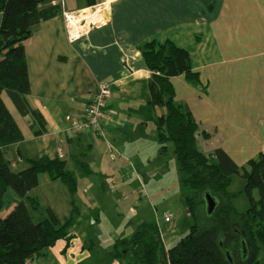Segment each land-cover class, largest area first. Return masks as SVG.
<instances>
[{
	"label": "crops",
	"instance_id": "obj_1",
	"mask_svg": "<svg viewBox=\"0 0 264 264\" xmlns=\"http://www.w3.org/2000/svg\"><path fill=\"white\" fill-rule=\"evenodd\" d=\"M95 1L93 6L88 0L78 1L71 10L64 0L49 1L50 6H61L63 13L105 5V19L73 41L64 15L36 26L25 45L30 79L26 99L33 114L22 116L15 105V116L10 110L24 134L15 147L19 157L22 152L20 161L61 158L78 180L73 199L67 188L61 191L68 200V217L72 201L79 210L72 228L77 240L67 252L65 242H58L45 257L58 264H105L115 242L125 235L116 234L113 220L104 223L102 216L116 215L119 220L133 200L140 210L134 207L132 212L150 208L153 214L138 224L128 222L124 230L153 221L166 250L180 238L173 216L164 212V217L172 216L170 223L160 217L159 206L153 204L155 191L146 190L140 179L141 171L147 181L165 179L171 189L161 199L169 204L180 194L176 163L172 166L173 160L159 155L154 120L165 110L158 108L152 115L145 110L152 72L141 47L148 41L169 39L189 51L193 70L207 87L202 92L187 85L183 76L174 79L177 102L191 111L200 133L209 135L204 140L211 147L202 152L224 149L235 161L236 151L256 140L254 132L264 136L259 129L264 126V0ZM208 3L212 7L206 9ZM103 82L113 85L112 119L97 133H73L71 127L83 116L88 95L97 93ZM247 109L252 110L250 118ZM229 110H239L241 118L233 120ZM217 131L228 135L226 145L212 141ZM15 154H10L13 166L20 162ZM78 158L87 168L77 166ZM136 178L139 187L128 191L126 184ZM112 182L123 185L118 190ZM122 226L116 227L122 231Z\"/></svg>",
	"mask_w": 264,
	"mask_h": 264
},
{
	"label": "trees",
	"instance_id": "obj_2",
	"mask_svg": "<svg viewBox=\"0 0 264 264\" xmlns=\"http://www.w3.org/2000/svg\"><path fill=\"white\" fill-rule=\"evenodd\" d=\"M49 1L0 0V264L34 263L45 259L48 250L58 242H65L63 251L67 252L77 240L72 228L79 210L73 201L72 212L63 226L51 209L47 210L48 217L36 222L32 212L40 211L41 202L38 197L30 196L39 187L40 176L47 175L52 182L65 185L73 199L78 190L76 175L67 170V163L61 158L28 159L27 169L14 170L10 154L17 153L15 147L24 141V134L3 99L7 93L22 116L33 114L26 99L30 94V79L25 45L36 26L63 15L61 6H50ZM88 1L90 6L96 5L95 0ZM141 50L152 72L145 110L152 115L158 108L165 109L154 120L159 155L167 157L168 145H173L180 193L193 222L190 232L167 250L157 223H143L133 235L117 240L108 255L110 259L103 262L242 264L240 259L251 254L245 264H256L258 250L264 247V149L257 159L242 166L250 208L238 212L233 204L237 194L228 189L232 175L240 173V166L224 149L211 154L201 152L197 145L200 126L188 107L176 100L174 79L177 77L183 76L194 89L207 91L200 73L193 70L189 51L169 39L164 42L153 39ZM203 136L209 138L208 134ZM76 162L79 168H87L83 159ZM254 191L258 193L257 199ZM207 195L216 201L212 214L207 212ZM11 200L15 203L13 210L2 217L1 212Z\"/></svg>",
	"mask_w": 264,
	"mask_h": 264
},
{
	"label": "rangeland",
	"instance_id": "obj_3",
	"mask_svg": "<svg viewBox=\"0 0 264 264\" xmlns=\"http://www.w3.org/2000/svg\"><path fill=\"white\" fill-rule=\"evenodd\" d=\"M81 0H64L67 4V9L71 10V8L75 7L77 2ZM104 7L103 9H107V6H102ZM66 8V7H65ZM205 8L209 9L207 4H205ZM95 9H91V11H94ZM100 22H98L99 24ZM102 23V22H101ZM93 27V26H92ZM86 32L85 30H81V33ZM3 99L9 108V110L12 111V113L15 116V110H14V104L11 101L10 97L8 96L7 93L3 94ZM165 110L164 108H161ZM249 113H245L250 116V113H252L251 109H247ZM228 115L235 121H238V119L241 118L242 114L239 110H229ZM18 121L21 122L20 118H18ZM261 120L259 121V123ZM260 131L264 133V126L259 127ZM256 140L252 141L249 143H245L241 149L236 151V163L240 166V173H235L232 175V182L229 187V192L233 194H237V197L233 200V204L236 207L238 212H246L250 208V201L249 198L245 192V179L241 176L243 173L242 166L246 165L247 162L251 159H257L259 157V154L263 151L264 147V136L259 134V133H253L252 134ZM214 137L212 138V141L214 142L217 139V143H219L221 146L226 145L225 139L227 138V134L222 133L221 131H217L213 135ZM203 134L199 135L197 138V145H199V149L201 150H207L208 147L210 148L211 146L206 143L207 140H204ZM216 149L213 150V152ZM202 152V151H201ZM209 152V151H207ZM210 154V153H208ZM18 151L15 154V158H17L18 161H20V157L18 156ZM168 160L171 162L172 160L174 163H171L172 166L175 165V157H174V150H173V145L169 144L168 145V155H167ZM29 167V164H26L25 162H17L16 165L14 166L15 171H21L24 169H27ZM137 168L139 166L137 165ZM175 169H177L175 165ZM144 170V169H142ZM147 170V169H145ZM176 171V170H175ZM140 179L142 181L143 186L145 187L146 190L150 192H154V205H158L160 209V217H164V212L167 210L174 218V222L178 225V234L180 235V238L186 236L190 232V228L193 222V218L187 213L186 209V204L184 200V196L182 192L178 195L177 198L170 199V204L167 201H164L165 199H161L163 194L168 192L169 187L168 183L164 179L162 182H155L154 180H149L147 181V177L141 171L140 173ZM137 180V178H136ZM115 181H118V179H115ZM111 186H117V189L119 190L122 185L119 182H112L110 183ZM172 185H174V181L172 182ZM128 191H133L134 189H137L139 187V182L137 181H131L128 184H126ZM61 191H66V187L61 183V182H52L47 175H41L40 176V185L38 188L34 189L33 191L30 192L31 197H38L41 202V208L38 213L32 212L35 221L39 222L40 220L48 217L47 210L51 209L61 220V223L63 226L66 225V219L68 218V200L67 197H65ZM157 192V193H156ZM254 197L257 199L258 198V193L257 191H254ZM138 194H136V197ZM153 198V196H152ZM173 200V201H172ZM137 201L133 200L129 205H125L123 208V215H121L118 218H116L114 215H103L102 219L103 222H110V220L114 225V229L116 234H126L128 235L131 230H136V229H128L124 230V226L127 225L128 222H132L133 224H138V222H142L143 218H148L149 215L153 214V210L148 208L146 209L143 213H135L132 212L131 209L135 207V203ZM157 202V203H155ZM15 206L14 200H11V204L4 209L1 212L2 217L8 216L11 211L13 210ZM135 209L140 210L138 205L135 207ZM206 211V209H205ZM150 213V214H149ZM119 224H123L122 226V231L117 228ZM87 229V227H86ZM125 232V233H124ZM247 253V252H246ZM105 255V254H104ZM247 257H242L240 259V262L242 264H245L249 262V258L251 257V254H247ZM107 258V257H106ZM29 264H58L56 259L50 258L49 260L45 259H40V260H35V262H29ZM256 264H264V247L261 246L260 249L258 250V256L256 260Z\"/></svg>",
	"mask_w": 264,
	"mask_h": 264
},
{
	"label": "built area",
	"instance_id": "obj_4",
	"mask_svg": "<svg viewBox=\"0 0 264 264\" xmlns=\"http://www.w3.org/2000/svg\"><path fill=\"white\" fill-rule=\"evenodd\" d=\"M102 6L94 8L97 11ZM91 11V10H90ZM84 14V16H83ZM87 12L82 10L78 13L64 12L65 21L68 27V37L71 41L77 39L81 34V29L87 24L85 18ZM101 23V22H100ZM98 23H88L89 29ZM77 29V31H75ZM80 31V32H79ZM113 85L110 82H103L97 93L89 94L87 103L84 108V114L73 122L71 131L76 134L97 133L102 130L103 125L112 119V113L109 108L110 101L113 96ZM166 222H170L171 218L166 217Z\"/></svg>",
	"mask_w": 264,
	"mask_h": 264
},
{
	"label": "bare ground",
	"instance_id": "obj_5",
	"mask_svg": "<svg viewBox=\"0 0 264 264\" xmlns=\"http://www.w3.org/2000/svg\"><path fill=\"white\" fill-rule=\"evenodd\" d=\"M106 10L107 9L101 8V9H99L97 11H86L87 14H86L85 18L87 19V24L85 26H83L82 28H80V29L87 31L89 29L88 23H90V22H94V23L95 22L96 23L103 22L104 19H105V11ZM83 16H84V14H83ZM75 31H77V29H75Z\"/></svg>",
	"mask_w": 264,
	"mask_h": 264
},
{
	"label": "water",
	"instance_id": "obj_6",
	"mask_svg": "<svg viewBox=\"0 0 264 264\" xmlns=\"http://www.w3.org/2000/svg\"><path fill=\"white\" fill-rule=\"evenodd\" d=\"M2 1H5V0H2ZM206 201H207V212L209 214H212L213 211L216 208V201H215V199L211 195H207L206 196ZM228 257L230 258V255L229 254H228Z\"/></svg>",
	"mask_w": 264,
	"mask_h": 264
}]
</instances>
